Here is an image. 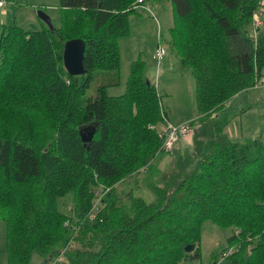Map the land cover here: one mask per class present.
Instances as JSON below:
<instances>
[{"label": "trees", "instance_id": "1", "mask_svg": "<svg viewBox=\"0 0 264 264\" xmlns=\"http://www.w3.org/2000/svg\"><path fill=\"white\" fill-rule=\"evenodd\" d=\"M167 1L169 50L175 69L195 79L198 111L176 126L185 131L178 130L172 149L164 145L168 112L141 61L132 63L121 95H108L106 85L86 95L95 71L120 70L118 38L129 35V15L159 0H59L58 27H4L6 264H32L34 255L36 264L63 257L64 264H200V231L208 219L234 228L223 264H264V132L233 139L226 132L230 119L218 117L240 91L261 85L264 28L254 26L250 34L248 26L264 0ZM72 38L85 42V73L77 76L63 63L64 43ZM181 135L189 141L176 145ZM166 153L172 160L162 170ZM140 187L153 193L152 201L135 194ZM69 192L72 203L61 210ZM188 244L191 252L184 250Z\"/></svg>", "mask_w": 264, "mask_h": 264}, {"label": "rangeland", "instance_id": "2", "mask_svg": "<svg viewBox=\"0 0 264 264\" xmlns=\"http://www.w3.org/2000/svg\"><path fill=\"white\" fill-rule=\"evenodd\" d=\"M37 10L45 12L50 17L53 26H60L59 0H5L4 7H0V36L4 27L11 22L26 30L48 27L38 17ZM128 21L129 35L118 38L121 55L120 70L95 71L86 95H94L95 87L99 85H106L108 95H121L126 90L132 63L141 61L144 64L146 75L157 86L162 105L168 112L169 124L176 127L180 123L195 118L198 115L195 103V79L187 73V70L178 72L175 69L178 63L177 57L169 50V28L173 23L170 2L167 0H159L158 3L148 2L147 8L139 7L136 13H131ZM259 25L260 28H264V4L260 11L254 14L253 22L248 26L250 34L254 33V26ZM160 46L165 48L166 53L158 65L153 58V53ZM263 82L264 76L259 82L261 85L257 84L258 86L240 91L218 112V117L230 119L226 132L233 139H242L243 136L254 137L261 131L264 132ZM158 127L163 129V125ZM189 138L190 135L179 136L176 145H185L186 139L189 141ZM171 160L170 154L161 155L158 163L160 169H165ZM130 185H133V182H130ZM135 194L147 202L152 201L154 197L146 187L136 189ZM72 199V192L63 196L66 202L65 204L60 202V209L65 210V205L71 204ZM233 231V227H221L210 219L205 220L201 226L198 244L200 257L196 261L200 264H213L220 261L221 252L228 246V237ZM6 263V224L0 219V264ZM36 263L37 256L34 255L32 264ZM64 263L63 257L52 264ZM192 263L191 260L185 262V264Z\"/></svg>", "mask_w": 264, "mask_h": 264}, {"label": "water", "instance_id": "3", "mask_svg": "<svg viewBox=\"0 0 264 264\" xmlns=\"http://www.w3.org/2000/svg\"><path fill=\"white\" fill-rule=\"evenodd\" d=\"M38 17L44 21L50 28L53 27L50 17L42 10H37ZM85 51V42L80 38H72L65 41L63 46V63L67 73L71 76H77L85 73L83 58ZM83 142L89 140L81 133ZM194 244H188L184 247L186 252H191Z\"/></svg>", "mask_w": 264, "mask_h": 264}, {"label": "built area", "instance_id": "4", "mask_svg": "<svg viewBox=\"0 0 264 264\" xmlns=\"http://www.w3.org/2000/svg\"><path fill=\"white\" fill-rule=\"evenodd\" d=\"M4 3H5V0H0V6H2ZM164 54H165V49L163 47H158L155 50L153 57L155 58V60L159 61L163 58ZM262 87L264 88V84ZM181 128H182V126L174 127V126L169 124L168 129H167L168 137L166 139V143L164 144L167 149H172L173 141L176 139L177 133L180 130L182 131V129H184V131H185V128H182V129ZM230 252L231 251L229 250V251H226L223 254H221L222 259L220 261L214 262V264H220L230 254Z\"/></svg>", "mask_w": 264, "mask_h": 264}, {"label": "crops", "instance_id": "5", "mask_svg": "<svg viewBox=\"0 0 264 264\" xmlns=\"http://www.w3.org/2000/svg\"><path fill=\"white\" fill-rule=\"evenodd\" d=\"M0 7H1V8L4 7V4H3L2 6H0ZM256 86H257V85H256ZM246 90H248V89H246ZM243 137H246V136H243Z\"/></svg>", "mask_w": 264, "mask_h": 264}]
</instances>
